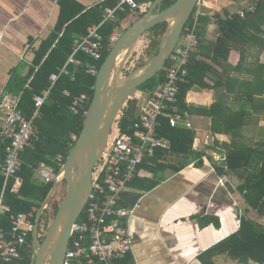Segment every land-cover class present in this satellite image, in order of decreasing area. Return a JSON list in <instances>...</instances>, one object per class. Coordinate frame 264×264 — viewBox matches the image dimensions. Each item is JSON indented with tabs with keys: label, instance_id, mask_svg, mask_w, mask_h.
Here are the masks:
<instances>
[{
	"label": "trees",
	"instance_id": "1",
	"mask_svg": "<svg viewBox=\"0 0 264 264\" xmlns=\"http://www.w3.org/2000/svg\"><path fill=\"white\" fill-rule=\"evenodd\" d=\"M153 1L136 0L137 6L127 7L123 12L117 11L115 19L102 25L103 49L98 68L112 48L109 35L113 29L117 28L121 34L126 28L122 20L129 17L137 19L143 13L138 6ZM174 1L163 0L156 11L165 9ZM230 1L243 4H240L239 10L225 8L221 12L210 14L202 2H199L183 28L182 34L187 33L196 19L199 43L190 54L187 75L179 84L174 103L176 110H166L158 117L155 136L166 143L158 146L152 157L143 160L139 168L146 173V177L136 178L128 183L121 194L119 205L133 206L142 191L150 190L159 183L160 175L165 171L178 172L191 162L200 165L203 156H208L207 149H212L222 155L220 160H212L215 172L224 178L233 193L242 197L245 212L252 211L254 217L241 215L238 229L203 251L199 259L202 264H215L214 257L223 255L234 262L263 264L264 223L260 219H264V140H252L242 133L247 128L264 126V61L260 59L264 52V0ZM58 3L60 9L57 22L48 37L34 48V57L27 74L23 78L13 74L7 86L8 91L18 88L21 92L16 107L27 119L34 115V133L21 152L20 170L6 183L3 199L9 212L32 211L33 222L53 184L40 182L36 178V170L42 166H51L55 172L59 171L60 164L65 161L74 145L72 135L77 138L84 117L82 113L73 114L69 108L70 103L74 96L85 93L89 106L93 96L96 76L87 73L85 66L91 58L79 53L76 55L81 61L79 65L67 63L73 40L85 34L89 25L99 23L104 8L114 7L115 0H104L90 8H84L75 0H59ZM200 7L202 10L197 13ZM210 24L215 25L213 38L208 37ZM165 26L164 22L148 30L151 32L146 50L149 58L157 52ZM167 64L137 90L149 91L162 83ZM63 67L67 73H61L52 84L51 73H58ZM15 85L18 87H14ZM194 88L210 92L211 103L194 105L189 102L188 95ZM45 89L50 90L49 95L37 109L34 96ZM140 104L141 101L131 97L121 110L116 123L122 132L133 133L134 125L139 120ZM186 115L210 117L211 132L215 136L222 134L226 139L219 141L217 136L214 139L215 146L198 149L195 146L194 130L182 123ZM172 118L176 120L175 125H171ZM8 145L9 140L3 137L0 141V163L4 160ZM58 155L62 156L61 161L57 159ZM3 180L0 174V192ZM16 180L20 182L17 188L14 185ZM63 183L65 185L64 181ZM58 204V201L52 200L44 209L40 228L43 225L44 230L46 229ZM82 215L83 212L81 217ZM210 218L212 217H206V220ZM2 221L3 226L8 228L10 222L7 218H2ZM40 238L43 239V236ZM31 239L30 234L29 245L22 252L20 264H31ZM114 264H133V261L130 254H127L116 259Z\"/></svg>",
	"mask_w": 264,
	"mask_h": 264
},
{
	"label": "built area",
	"instance_id": "2",
	"mask_svg": "<svg viewBox=\"0 0 264 264\" xmlns=\"http://www.w3.org/2000/svg\"><path fill=\"white\" fill-rule=\"evenodd\" d=\"M130 6H137L136 0H115L114 7H105L102 20L89 25L85 34L74 38L67 63L79 65L81 61L76 55L84 53L91 58V61L85 63L86 72L96 76L103 49L102 25L115 19L117 11L123 12ZM138 7L141 11L142 5ZM238 12L243 15L241 11ZM196 29L195 19L189 31L179 36L166 62L168 64L165 80L149 91L136 89L134 92L132 98L141 101V104L139 120L134 125L133 133L122 132L117 123L114 124L112 138L110 131L102 156L96 165L98 170L96 173L93 171L92 189L82 211L83 215L81 217L80 214L72 227L64 264H114L116 259L131 252L132 240L128 221L139 204L136 202L131 207L120 206L121 194L126 190L128 183L145 176L143 170L139 168L140 164L144 159L152 157L158 146L166 143L155 136L158 117L166 110H176L174 103L179 84L187 75L190 54L199 43ZM119 36V30L114 28L109 35V41L115 43ZM61 73H67L65 67L58 73H51L52 84ZM49 92V89H45L41 94L34 96L37 109L43 104ZM88 103V96L85 93L76 95L70 103V111L73 114L84 115ZM33 117L34 115L27 119L15 106L7 114L2 127L1 134L9 140V145L4 160L0 163V174L4 179L0 192V264H20L22 252L28 248V237L34 229L32 211L9 212L3 199L6 183L20 170L21 152L34 133ZM175 124L176 120L172 118L171 125ZM72 138L75 140V135H72ZM57 159L61 161L62 156L58 155ZM36 178L43 183L61 179L59 173L51 166L39 167L36 170ZM14 185L17 188L20 185L19 180H16ZM4 217L10 222L8 228L3 226Z\"/></svg>",
	"mask_w": 264,
	"mask_h": 264
},
{
	"label": "crops",
	"instance_id": "3",
	"mask_svg": "<svg viewBox=\"0 0 264 264\" xmlns=\"http://www.w3.org/2000/svg\"><path fill=\"white\" fill-rule=\"evenodd\" d=\"M58 1L0 0V141L6 116L17 105L21 93L18 88L8 91L9 81L13 74L18 78L27 74L34 48L48 37L57 22ZM75 1L90 8L104 0ZM210 25L208 37L213 38L215 25ZM188 100L194 105H209L211 93L194 88ZM182 123L194 130L198 149L215 146L217 136L219 141L226 139L211 132L208 116L186 115ZM247 132H251V138L259 134L254 127ZM207 154L200 165L191 162L178 172L165 171L155 187L141 192L139 205L128 221L133 264H202L199 255L234 233L241 215L254 217L252 211L245 212L242 197L233 193L215 172L212 160H220L222 155L212 149H207ZM260 221L264 223L263 218ZM213 260L215 264L232 261L223 255Z\"/></svg>",
	"mask_w": 264,
	"mask_h": 264
},
{
	"label": "water",
	"instance_id": "4",
	"mask_svg": "<svg viewBox=\"0 0 264 264\" xmlns=\"http://www.w3.org/2000/svg\"><path fill=\"white\" fill-rule=\"evenodd\" d=\"M163 0H154L140 17L120 34L95 77L93 96L84 114L81 130L58 171L60 178L38 208L33 231L32 264H64L72 227L82 213L92 189V175L106 146L118 113L131 93L157 75L166 62L199 0H175L156 11ZM166 23L157 52L142 65L123 75L125 64L140 36L160 23ZM66 188L53 219L47 224L38 245L37 228L44 209L62 182Z\"/></svg>",
	"mask_w": 264,
	"mask_h": 264
},
{
	"label": "rangeland",
	"instance_id": "5",
	"mask_svg": "<svg viewBox=\"0 0 264 264\" xmlns=\"http://www.w3.org/2000/svg\"><path fill=\"white\" fill-rule=\"evenodd\" d=\"M199 2H202V5H204V7L207 9V11L210 14H213L216 11L217 12H221L225 8H228L230 10H239L240 4H243V2L239 3V2H233V1H230V0H199ZM148 6H149V3L142 5V10L141 11L144 12L148 8ZM201 10H202V8L199 9L198 11L201 12ZM132 21H134V17H129V18L124 19L122 23H123V25L125 27H127L128 25H130V23ZM210 29H213V26ZM150 35H151V32L150 31H146L144 34H142L140 36L137 44L134 47V50H133L131 56L129 57V59L127 60V62L125 64V68L123 70V75L125 74V72L131 71L137 65H139L140 63H142V62H144V61L149 59V55L146 53V50H147L148 45H149ZM260 59L262 61H264V52H263V54H261ZM134 92H136V90H134L131 93V97L134 95ZM120 113H121V111L118 113L117 119L119 118ZM117 119H116V121H117ZM116 121H115V124H116ZM254 128L258 129L259 134H258V137L256 136L255 138H252V140H264V126H261V127L260 126H256ZM248 129L249 128H247L246 130H248ZM244 134L246 135L247 138L251 137V132L245 131ZM113 135H114V125H113V128L111 130L110 138H112ZM248 142H251V141H249V139H248ZM97 170H98V167H96L94 169V173H96ZM65 188H66V185H64V183L62 182L59 185V187L56 189L51 201L55 200V201H58L60 203L61 199L64 196ZM50 202L47 205V207L50 205ZM49 209H51V207ZM40 232H41V234L45 232L43 225H41ZM228 264H233V262L232 261H228Z\"/></svg>",
	"mask_w": 264,
	"mask_h": 264
},
{
	"label": "flooded vegetation",
	"instance_id": "6",
	"mask_svg": "<svg viewBox=\"0 0 264 264\" xmlns=\"http://www.w3.org/2000/svg\"><path fill=\"white\" fill-rule=\"evenodd\" d=\"M40 230H41V228L38 225V228H37V243H38V245L42 241V239L40 237L44 235V233L41 234ZM33 231H34V229H33ZM33 231L31 233L32 239H31V243H30V246L32 248V255H33V245H34V242H33ZM40 239H41V241H40ZM28 245H29V243H28ZM32 255H31V264H32Z\"/></svg>",
	"mask_w": 264,
	"mask_h": 264
}]
</instances>
